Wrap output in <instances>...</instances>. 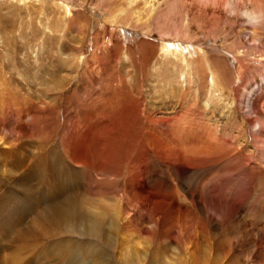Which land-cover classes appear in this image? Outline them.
I'll list each match as a JSON object with an SVG mask.
<instances>
[{
	"label": "rangeland",
	"instance_id": "1",
	"mask_svg": "<svg viewBox=\"0 0 264 264\" xmlns=\"http://www.w3.org/2000/svg\"><path fill=\"white\" fill-rule=\"evenodd\" d=\"M149 1L0 0V69L15 77L14 83H20L25 95L19 103H12L11 87L7 96L0 92V106L7 107L5 114L0 107L4 116L0 125V222L6 219L8 206L9 217L22 216L19 229L32 224L58 201L56 182L71 190L69 195L75 199L88 191L96 197L127 195L130 201H125L122 209L132 224L124 217L126 228L117 234L107 224L104 232L109 238L105 242L98 238L101 243L96 238L59 233L24 241L13 231L2 235L6 247L1 254L9 256L26 243V250H17L20 263L36 256L35 264H92L89 248L97 243L104 246L106 252L100 251L107 254L109 264H128L129 259L130 264H264V43L251 38V29L244 30V25H249L264 33V9L257 7L264 1L230 0V7L236 8L224 10L226 15L220 18L211 12L199 13L186 0H161L159 6ZM120 8L127 9L129 17L136 11L146 17L155 8L151 30L136 17L133 26L115 22L117 33L105 28L108 16ZM166 13L179 24L182 19L190 23L195 39L208 38L204 45L220 73L225 99L231 96L235 102V117L225 113L220 126L223 134L213 142L192 141L184 133L182 138L170 140L166 137L169 129L160 126L159 135L165 138L158 139L175 148L163 152L156 148L157 140L149 138L150 125L143 109L147 88L158 83L162 86L166 79L162 40H172L167 35L161 37ZM74 15L77 20L72 29H65L61 19ZM236 17L239 20L234 21ZM166 23L172 25L169 19ZM56 24L61 26L59 32L47 28ZM96 44L100 51L92 62L102 70L92 68L91 75H81V68L75 71L73 46L82 47L79 55L91 58ZM147 52L148 76L141 72ZM244 54L246 59L240 61ZM67 59L69 64H63ZM20 69L23 75L19 78ZM209 81L203 82L205 93L199 97L200 103L187 104L179 117L169 116L175 129L190 127L203 132L207 126L203 102L219 105L206 86ZM62 82L67 85L60 90L55 84ZM140 83L145 95L138 90ZM92 125L104 128L95 131L102 133L97 142L91 141ZM214 128L208 124L206 130ZM78 145H84L86 153L77 158ZM188 147L203 153L185 162L178 151ZM25 175L31 176V183L22 182ZM29 186L36 189L39 201L34 209L27 206ZM142 195L162 202L155 217L150 216V209L140 211ZM137 197L139 202H133ZM65 249L73 254L64 255ZM134 252L142 253L138 262Z\"/></svg>",
	"mask_w": 264,
	"mask_h": 264
},
{
	"label": "bare ground",
	"instance_id": "2",
	"mask_svg": "<svg viewBox=\"0 0 264 264\" xmlns=\"http://www.w3.org/2000/svg\"><path fill=\"white\" fill-rule=\"evenodd\" d=\"M22 1L25 2L27 0H22ZM186 1L188 3H190L189 4L190 8H196L199 11V13H202L204 15L205 14L208 15L211 12L214 16H217L219 18L226 15L224 10H226V9L231 10V9L236 8V7L235 8L230 7V4H231L230 0H186ZM255 1H256V3L260 2V0H255ZM149 4L159 6L161 4V0H150ZM231 6H233V5H231ZM257 7L260 11H262L264 9V5H262V4H260V5L258 4ZM156 11L157 10L155 8L149 10L146 17L144 15H142V13L140 11H136V12H134V14L132 13L131 17H129L127 9L120 8L119 10H117V12L115 11L114 13H111L108 16L109 17L107 19L108 23H106L104 25H105V28L111 27L113 29V32H115L113 25L116 24L118 20H122V23H123V21H125L126 24H132L134 21V18L136 17L137 18L136 20L138 22L140 21L142 23V21H143V23H144V21H145V25L147 26L146 29L151 30V24H152L151 19L154 18L153 13H155ZM66 12H67L66 17H67V15L70 14V8L66 9ZM167 13L163 17L164 18V24H162L163 30H162L161 37H164L165 35H167L168 38H171L172 40H169V41L162 40V49H163L164 56H165V60L162 59V63L165 66L164 68L166 70L164 73V77L166 78V79L164 78L165 82L163 84H161L162 86H160L159 83L157 82L159 86L156 84L157 87L151 86L150 89L147 88V95H145V93L143 92V83H140L138 85L139 86L138 90L140 91V93L143 92L145 97H146L145 107L143 109V114L145 116L146 122H148V124L150 125V126L148 125L149 127L147 128L148 132L146 131L149 135V138L153 141L157 140L156 141V146H157L156 148L157 149L162 148V151L163 150H169V149H170V151L171 150L174 151L175 148H172V146L166 145L168 143L163 142L164 140L162 141L161 139L160 140L158 139V138H165L164 136L161 137V135H159L162 133H160L157 130L158 127L166 126L169 129L168 130L169 134L166 137H168V139H170V140H174L173 138H176V140L179 138H182L181 133L182 134L184 133L185 136L188 139H192V141L194 138H197V141L202 140V141H207V142H209V141L213 142L212 139L214 140V138L217 135L221 136L223 134V131H221L222 128L220 126H222L223 123L225 122V113H227V116L230 115L233 118L235 117V115L233 114V112L235 110V102L231 99V96L229 98L225 99V95H224L225 92H223L225 89L223 87H225V86L222 85V82L219 79L220 73L216 69L214 62L212 61V56L208 53L209 52L208 48L204 45V43L208 41L207 40L208 38L206 37L204 39L199 40L200 37L198 36V39H195V37H193L194 32L192 33L193 30H192V27L190 26V23L187 24L185 22V19H182L181 23L179 24L177 22V20L174 19V17H171V16L169 17L168 16L169 14H167ZM135 15H137V16H135ZM70 16H69V18L64 17L60 21L61 23H64L66 25L65 29H72V26H73L72 23L77 20L76 15H74V17H70ZM168 19H169V22L172 23V25H170L169 23L168 24L166 23V21ZM233 20L236 21L239 19H238V17H236ZM247 20H252V18H249ZM60 22H59V24H60ZM243 22H245V20H243ZM108 24H109V26H107ZM135 25H136V22H135ZM132 26H133V24H132ZM47 28H50L51 31H54V33H56V32L60 31L61 26L56 24L55 26L49 25V26H47ZM111 28L109 30H112ZM230 28H232V26ZM247 29L252 30L251 38L253 40H256L257 42H259V44L264 43V33H260L256 28H252L249 25H246V26L244 25V30H247ZM117 30H118V28H117ZM171 30H174L173 35L171 33ZM115 33H117V31ZM179 35L182 36L181 39L179 38L180 37ZM78 44H79V42H78ZM81 48L82 47H79L78 45L73 46V50H72V51H74L73 52V59H75L74 62H75V64H77L76 65L77 68L75 71L77 72V70L79 68H81V70H82L81 75H83L85 73L86 76H89L92 74L91 69L96 67L95 65H93L92 61L98 57V54L100 51V46L98 44H96L95 50H94L91 58H89L87 55H85L83 53L82 54L80 53L81 55H79V52H81ZM147 53H146V55H144V59L142 60V68H141V72L145 73L146 76H148V74H151L150 73L151 71L150 72H148L149 70L147 71L148 62L150 60V55H149V53L148 54ZM246 57H247V55L244 54L242 56H239L238 59L241 61V60L246 59ZM73 59H71L72 62H73ZM69 62L70 61L67 59L64 61L63 64L67 65V63L69 64ZM19 65H17V66H19ZM12 67H15V66H12ZM19 68H21V67H19ZM2 69H0V71H3ZM94 70L100 72L102 70V66H97V68H94ZM3 72H0V87H1L0 92L3 93L4 96H7L8 89L11 87V91L9 92L12 94V96H10L11 102L13 101L12 103H16V102L19 103L20 99L25 96L24 92L22 91L23 88L20 87L19 82L14 83L13 80L15 79V77H14V79H12L11 76H8V74L5 73L6 72L5 69ZM22 72L23 71L21 69L18 70L19 78L23 75ZM3 74H4V76H2ZM209 75L211 76L210 81L208 79ZM140 76H141V74H140ZM162 78H163V76H162ZM206 79H207V81H209V84L207 83L206 86L208 87V89L210 90L212 95H214V98H216L218 100L217 102H219L218 103L219 105H217V103L215 104L213 101L207 100L206 102H203L202 106L205 108L204 114L206 116L205 118H206L207 126L209 124V125L215 126L216 128H214L213 130H210L211 129L210 128L207 132V130H206L207 126L206 127L203 126V132L198 133V132L189 130L190 127L187 128L186 124H185V127L187 129L182 128V127L180 128L177 126L175 129L174 124L171 123L174 120H172V118H170L169 116L176 115L179 117V116H181L179 114L181 113L182 109H184V107L188 106L187 104L192 103V102L193 103L197 102L202 97L201 95L203 93H205V87H204L203 82ZM12 81H13V83H12ZM55 85H57L56 86L57 88L62 90L65 88V86L67 84L65 85V83L62 82L60 84L58 83ZM228 95H230V94H228ZM168 96L170 97V99H167ZM198 103H200V102L198 101ZM5 104H7V102ZM5 108L7 109L6 105L1 107V109H2L1 114H5V112H4ZM226 110H227V112H226ZM3 117L4 116L0 115V125H1V121L3 122V120H2ZM8 118H10V117H8ZM91 127H92V129L89 130V134L91 136V141L97 142L98 141L97 136L104 130V128L98 127V125L97 126L92 125ZM204 127H205V129H204ZM98 128L99 129L101 128V132H95ZM191 131H192V134H190ZM148 135H146V136H148ZM2 140H3V138H0V143H2ZM193 144H194V142H193ZM77 148H78L77 153H76L77 158L82 153H86V147L84 145H81V146L78 145ZM92 149H93L94 153L98 152L97 145L93 144ZM5 151L8 152L7 149H5ZM163 152H161V153H163ZM202 153L203 152L201 149H195V148L188 147V148H184V149L180 148V150L178 151V156H181V158H183V160L186 162L189 159L194 160L195 158L200 156ZM173 157H176V156L173 155ZM83 160L84 159L82 158V161ZM83 162H85V161H83ZM85 163L88 165L87 162H85ZM56 172H51V174L55 175ZM25 176H27V178H24V176H23L24 179H22V182H24V183L30 182L31 183V181H32L31 176H29V177H28V175H25ZM49 176L52 177L51 175H49ZM55 184H56L55 188H56L57 196H58V198H57L58 201L56 200V204L51 205L49 209L45 210L41 214V216L33 219L32 224L26 225L24 229H22V228L19 229L20 225L23 223L22 216L20 217V215H15L13 217H9L10 209L8 208V206L5 207V209H6L5 211L7 213L5 215H7V216H6V219H5V217L2 218L3 220H1L2 222H0V264H35L38 261V257L29 256L28 261L27 260L25 261L26 263L25 262L24 263L19 262L20 256H17L18 255L17 250L19 248H20V250H26L27 248H25V246H24L26 243H24L22 246H18V249L16 247V250L13 253L9 252L10 253L9 256L7 254H1L3 249L6 247V244L1 239V238H3L2 235H5V234L10 235L11 233H13V231H14V233L17 232L15 234L18 237L17 239L24 240V241H26V240L33 241L34 240V242H35L36 240L40 239L43 236L52 237V236H55L56 234L59 233V234H79L82 237L83 236L86 237L87 240L89 238H93L94 240L101 238L102 241L105 242V240H108V238H109L107 236V233L104 232L105 228L107 226L108 227L111 226L112 228H110V229H113V232L117 234L120 231V229L126 228V226H123L124 224L122 225V220H124V217H125V219H127L126 222L128 224L129 223L131 224L129 216L126 215L127 212L124 209H122L124 207V203H126L125 201L129 200L128 197H126L127 195L125 196V194H117V195H113V196H105V195L102 196V195L98 194L96 197L90 191H88L87 194H78L79 197L77 199H75L74 197L69 195L71 190H69L67 187H65L62 183H56L55 182ZM34 192H36V189H34L32 186L31 187L29 186L28 187V193H29V198H31V200L28 199V201H27L28 209H34L37 207V205L39 206V201L37 200ZM147 194H148V192H147ZM148 195H144V196L142 195L141 202H140V211L141 212H148V210L150 209V211L152 213L150 216L153 218V217H155V215H157V213H156L157 211L162 210L161 207L163 206V204L160 201L150 200ZM136 196H137V194H136ZM55 199H56V197H55ZM139 200H140L139 197L132 199V201L136 202V203L139 202ZM5 221L8 222V223H6L7 225L4 224ZM26 224H28V223H26ZM109 233L110 232H108V234ZM110 235H111V233H110ZM116 238H118V237H116ZM119 238H120V236H119ZM148 238H151V237H148ZM102 241H100V243ZM117 242H119V241H117ZM87 243L89 244V246L91 245V241H88ZM126 243H128V242H126ZM27 244H29V242ZM96 244L97 243L93 244V246L89 248L90 252L88 253V256L93 258L92 264H109L108 258L106 257L107 254L102 253V250H104L103 249L104 246L101 244V246H102V248H101L100 245H98V244L96 245ZM33 245H36V244H33ZM109 245H111V244H109ZM115 245H116V243H115ZM33 247H31V248H33ZM100 249H102V250L100 251ZM35 252H38V251H35ZM46 252H49V251L46 250ZM137 253H135V255H137V256H135V258H136L135 262L137 261V258L139 256L141 258V255H142V253H141V255H139ZM38 254H39V252H38ZM72 254L73 253L70 252L69 250H67V249L64 250V255L70 256ZM125 254H126V252H125ZM125 254H123V255H125ZM35 255H37V254L35 253ZM146 255H147V252H146ZM2 257H3V259H2ZM35 257H36V259H35ZM147 257H148V255H147ZM133 258H134V256H133ZM119 259L120 258H118L117 260H119ZM112 261L114 262L113 259H112ZM120 261L121 260H119V262ZM129 261L131 262L132 260L129 259ZM129 261H128V264H130ZM138 261H139V259H138ZM143 262H144V260H143ZM39 264H44V263H39ZM140 264H142V262Z\"/></svg>",
	"mask_w": 264,
	"mask_h": 264
}]
</instances>
